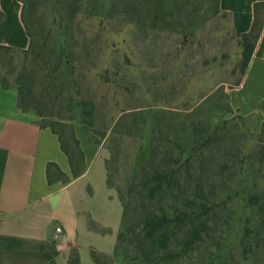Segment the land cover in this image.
Here are the masks:
<instances>
[{
    "label": "rangeland",
    "instance_id": "374dc122",
    "mask_svg": "<svg viewBox=\"0 0 264 264\" xmlns=\"http://www.w3.org/2000/svg\"><path fill=\"white\" fill-rule=\"evenodd\" d=\"M22 2L35 52L0 50V81L30 88L75 167V126L94 133V164L128 197L112 264L139 248L152 264H264V123L229 104L243 56L223 0ZM146 211L170 217L165 237H145Z\"/></svg>",
    "mask_w": 264,
    "mask_h": 264
},
{
    "label": "crops",
    "instance_id": "0c3cea01",
    "mask_svg": "<svg viewBox=\"0 0 264 264\" xmlns=\"http://www.w3.org/2000/svg\"><path fill=\"white\" fill-rule=\"evenodd\" d=\"M234 31L247 33L260 14L261 29L239 83L230 88V106L264 123V0H223ZM256 6V8H255ZM22 0H0V46L24 50L29 36L22 21ZM75 136L83 154L82 172L74 177L59 137L39 124L34 110L18 106V90L0 84V264H68L70 249L81 264H94L91 251L114 252L123 208L107 186L106 156L95 163L96 137ZM87 147V148H86ZM57 166L65 181H49ZM61 229L60 232L56 228Z\"/></svg>",
    "mask_w": 264,
    "mask_h": 264
},
{
    "label": "trees",
    "instance_id": "16d2710c",
    "mask_svg": "<svg viewBox=\"0 0 264 264\" xmlns=\"http://www.w3.org/2000/svg\"><path fill=\"white\" fill-rule=\"evenodd\" d=\"M255 8H256V6H255ZM23 11H24V7H23ZM23 11H22V21H23V24H24L25 29L27 31V27H26V24L24 22ZM1 16L2 15L0 13V19H1ZM260 29H261V18H260V14L258 13V11L256 12V9H255V18H254V21H253V24H252L250 30L247 33H244L241 35V46H242V56H243V62H242L243 72H244V70H245V68H246V66L250 60V57H251L252 51L254 49L255 43L257 41ZM27 34H28V32H27ZM28 36H29V34H28ZM3 49L11 50L7 47H1L0 46V50H3ZM20 51H23L24 54H29V53L35 52V48L32 45L30 37H29L28 48L24 49V50H20ZM60 64H61V60L59 62H57L56 68H58L60 66ZM0 84L3 87H8V86L13 85V84H9L6 81H0ZM13 86H15L18 90V106L22 110H34L39 117L43 118L44 114L42 113V111H40V109L38 107V102L36 101V99L34 97H32V95L30 93V88L25 83L22 84L20 81H17L16 85H13ZM261 108L264 111V101L261 104ZM39 124L42 127L50 128L54 133H56L58 135L59 141L61 144V148L69 158V162L71 164L73 176L76 177L79 174H81L82 166H83V154H82V151L79 147L78 139L76 137L74 139V143L78 148V162H79L78 163L79 167H75L74 162H72V157L70 155V152L67 150V148H65L63 146V142H62L61 136L58 133V131H56L54 129V127L52 126V124H50L48 122H44V123L39 122ZM48 167H49V175H50L51 168H54L56 171L61 173L59 171V169L57 168V166L53 163H50L48 165ZM49 181H51L50 177H49ZM159 184H161V181L159 182ZM107 185H108V182H107ZM118 198H119V201H120L122 208H123L121 223L124 224V219H126L127 212H128V203H127L128 197H126L122 192L121 193L119 192ZM254 202L255 201H253L252 204H255ZM197 216H195L191 220V224L195 220L198 219ZM170 222H171L170 217H168V215H166V213H163L160 216H155V215H151L148 211H146V213L144 214V217H143V225H142L141 231L143 233H145V237L147 239L150 238L154 232H159L161 235L160 237L163 238L166 236V230L169 227ZM126 231L127 230L124 229V226H123V228H120L119 233L117 235V244L120 245L126 241V237H125ZM117 244H116V246H117ZM116 246L114 248V252H116V250L119 248ZM161 248H163V247H161ZM138 251L141 254V255H139V258L133 257L132 255H128V254L126 255V253H125V260H126L127 264H152L150 257H149L150 248H145V249L139 248ZM160 254L162 256L159 257L160 260L158 261L157 264H165L166 259H167V255H165V253H161V252H160ZM91 257H92L94 264H102L100 259L105 261L106 264H112L113 263V258L111 257V255H108V254H105L102 252H98L95 250L91 251ZM46 264H55V262L52 259H50L49 261H47ZM68 264H81L79 261V257H78V253H77L76 249H74L72 252H70L69 257H68Z\"/></svg>",
    "mask_w": 264,
    "mask_h": 264
},
{
    "label": "built area",
    "instance_id": "2783aa9c",
    "mask_svg": "<svg viewBox=\"0 0 264 264\" xmlns=\"http://www.w3.org/2000/svg\"><path fill=\"white\" fill-rule=\"evenodd\" d=\"M56 231H57V232H60V231H61V229H60L59 227H57V228H56Z\"/></svg>",
    "mask_w": 264,
    "mask_h": 264
}]
</instances>
